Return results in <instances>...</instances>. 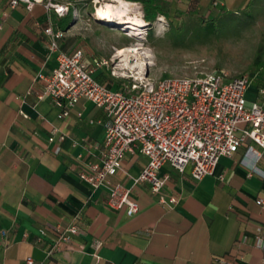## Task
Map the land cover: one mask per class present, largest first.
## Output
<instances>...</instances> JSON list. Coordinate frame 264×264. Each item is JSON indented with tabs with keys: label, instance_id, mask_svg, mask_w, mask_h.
Segmentation results:
<instances>
[{
	"label": "crops",
	"instance_id": "crops-1",
	"mask_svg": "<svg viewBox=\"0 0 264 264\" xmlns=\"http://www.w3.org/2000/svg\"><path fill=\"white\" fill-rule=\"evenodd\" d=\"M60 1L70 3L63 16L42 4L28 11L0 0V14L6 13L0 25V264H25L29 256L37 264H91L93 239L102 241L96 264H264V244H257V235L264 240V209L255 202L264 197V158L245 157L246 144L220 157L214 172L199 181L190 167L179 173L164 165V192L177 197L173 204L160 203L146 182L133 185L126 172L138 174L146 159L127 155L126 172L112 180L131 187L139 207L132 216L125 207L108 206L106 188L79 178L84 163L100 160L107 117L81 99L59 118L48 97L38 98L39 76L57 64L44 28L50 23L63 32L58 51L82 49L87 62L115 44L86 35L96 19L91 8L88 19L74 0ZM211 1L158 0V5L171 20L200 15L208 21L217 19ZM219 8L252 16L264 9V0H224ZM259 14L264 18V11ZM101 71L95 75L103 82ZM70 225L77 233L61 240Z\"/></svg>",
	"mask_w": 264,
	"mask_h": 264
},
{
	"label": "built area",
	"instance_id": "built-area-1",
	"mask_svg": "<svg viewBox=\"0 0 264 264\" xmlns=\"http://www.w3.org/2000/svg\"><path fill=\"white\" fill-rule=\"evenodd\" d=\"M221 1L211 2L216 6ZM36 4L57 16L65 15L70 6L60 0H9L8 7L24 5L31 11ZM5 16V12L0 14V25ZM44 33L50 51L56 52L57 64L49 73L39 76L43 89L38 98L48 97L59 109V118L66 116L81 99L91 101L107 117L100 160L84 163L78 176L94 188H106L110 208L125 207L127 216L139 210L131 197V187L112 180L118 173L126 172L123 162L127 155L145 157L138 174L126 175L133 185L148 183L151 193L163 204L177 201L175 195L164 192L167 175L160 174L164 165L179 173L190 167V175L199 181L214 172L220 157L232 156L244 144L245 157L253 161L264 158V75L258 81L254 99H249L247 93L255 73L231 76L224 69L163 77L155 84H145L143 89L133 85L134 92H125L96 78L95 72L108 66L107 59L91 57L87 62L82 49L71 53L58 51L57 40L63 32L50 23ZM255 202L264 209V197ZM77 231L75 225H70L59 238L67 240ZM257 244H264L258 235ZM91 246L96 260L91 264H96L102 241L93 239ZM25 264L37 263L29 256Z\"/></svg>",
	"mask_w": 264,
	"mask_h": 264
},
{
	"label": "rangeland",
	"instance_id": "rangeland-1",
	"mask_svg": "<svg viewBox=\"0 0 264 264\" xmlns=\"http://www.w3.org/2000/svg\"><path fill=\"white\" fill-rule=\"evenodd\" d=\"M92 1L74 0V5L83 6L81 15L90 19V8L95 14V8L103 4L95 7ZM131 5L143 16L140 3L132 2ZM220 5L214 6L211 2L217 19L208 21L200 15H180L173 16L172 20L156 18L139 27L109 26L97 18L92 20L84 29L86 35L115 44L101 57L109 63L102 67L103 82L115 83L125 92H134L133 85L140 90L145 84H155L163 77L192 76L215 69H224L231 76L248 71L255 73L247 93L249 99H254L258 81L264 75V18L258 17L264 9H255L252 16H246L243 12L221 9ZM125 46L139 48L138 53L118 54V49ZM259 52L262 54L260 62L255 63Z\"/></svg>",
	"mask_w": 264,
	"mask_h": 264
},
{
	"label": "bare ground",
	"instance_id": "bare-ground-1",
	"mask_svg": "<svg viewBox=\"0 0 264 264\" xmlns=\"http://www.w3.org/2000/svg\"><path fill=\"white\" fill-rule=\"evenodd\" d=\"M113 3L106 2L101 6H97L95 10V17L102 20L109 26L129 24L135 26H144L147 22L144 21L142 15L131 8V2L125 0H110ZM131 5V6H130ZM139 48L127 47L118 49L117 53L123 55L128 51L138 53ZM140 53V52H139ZM138 80H142L143 77H137Z\"/></svg>",
	"mask_w": 264,
	"mask_h": 264
},
{
	"label": "trees",
	"instance_id": "trees-1",
	"mask_svg": "<svg viewBox=\"0 0 264 264\" xmlns=\"http://www.w3.org/2000/svg\"><path fill=\"white\" fill-rule=\"evenodd\" d=\"M128 1H139L142 6H143V19L145 22H148L149 24L152 23L153 21L156 20L158 14H163L159 5H158V0H128ZM167 18V15H164ZM261 53L259 52L255 59L254 62L255 63H259L260 62V58H261Z\"/></svg>",
	"mask_w": 264,
	"mask_h": 264
}]
</instances>
